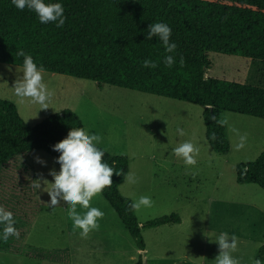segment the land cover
<instances>
[{
  "label": "rangeland",
  "instance_id": "1",
  "mask_svg": "<svg viewBox=\"0 0 264 264\" xmlns=\"http://www.w3.org/2000/svg\"><path fill=\"white\" fill-rule=\"evenodd\" d=\"M213 66L206 76L264 86V63L240 54L209 52ZM22 66L0 62V98L13 102L28 124L64 108L73 110L84 130L101 136L98 146L126 155L129 169L119 185L133 203L141 196L150 205L135 208L143 240L149 244L147 264H216L215 234L228 232L237 240L231 254L238 264H264L255 259L257 242L264 244V189L236 181V165L254 160L264 149V119L221 111L230 149L214 152L205 138L203 106L93 80L43 70L52 95L46 109L14 93ZM182 128L184 134H178ZM191 141L195 163L187 164L173 149ZM37 157L46 163H40ZM59 171L44 150L13 154L0 165V205L11 210L19 236L0 241V264H68L67 249L78 256L72 264H135L141 251L109 203L98 193L90 206L103 210L99 227L87 238L73 228L71 208L62 200L47 201L44 179ZM39 179L41 188L33 187ZM77 212L86 211L79 204ZM177 214L182 223L151 232L142 225L155 217ZM224 223L221 231L216 224ZM210 236V237H209ZM231 237H229V241ZM146 259V256H145Z\"/></svg>",
  "mask_w": 264,
  "mask_h": 264
},
{
  "label": "trees",
  "instance_id": "2",
  "mask_svg": "<svg viewBox=\"0 0 264 264\" xmlns=\"http://www.w3.org/2000/svg\"><path fill=\"white\" fill-rule=\"evenodd\" d=\"M62 3L66 20L57 27L55 22L42 24L28 8L20 10L11 0H0V62L23 66V57L17 55L23 49L43 65L44 71L201 105L205 138L216 153L227 154L230 149L221 111L264 119V86L206 76L213 66L208 55L211 51L240 54L264 63V0ZM157 21L172 28L170 39L177 45L174 53H166L155 35L145 39L148 25ZM169 54L175 59L171 67L163 62ZM145 58L157 61V66L144 67ZM80 128L84 129L83 123L70 108L31 125L13 102L0 98V165L13 154L34 150H44L55 160L59 154L52 146ZM102 159L119 174L113 172L112 185L100 194L135 239L137 248L143 250L134 203L119 191L129 169L128 157L105 151ZM235 171L238 183H254L264 189V149L254 160L238 163ZM179 221L177 214L170 213L147 220L142 226ZM256 257L264 258V244ZM136 264H142L141 255Z\"/></svg>",
  "mask_w": 264,
  "mask_h": 264
},
{
  "label": "clouds",
  "instance_id": "3",
  "mask_svg": "<svg viewBox=\"0 0 264 264\" xmlns=\"http://www.w3.org/2000/svg\"><path fill=\"white\" fill-rule=\"evenodd\" d=\"M11 3L20 10L28 8L34 11L38 20L42 24L55 22L57 27L64 25L66 17L65 8L62 0H11ZM155 35L164 45L166 53H174L177 45L170 39L172 28L163 21H157L148 25L145 39L151 40ZM17 55L23 57L22 75L15 81L13 86L16 96L21 98H31L32 102L40 105L39 109H46L50 105L48 100L52 95L43 80V65H38L33 57L23 49L18 50ZM163 62L168 67L175 63L174 56L169 54L163 57ZM183 63V58L180 60ZM143 66L155 68L157 61L145 58ZM214 118V117H213ZM217 123H222L217 121ZM179 135H183V129L178 128ZM101 136L96 132H87L80 128L70 132L67 139L52 146L53 151L59 154L54 160L60 166V170L50 171L54 177L50 180L44 179V190L49 192L51 197L47 201L51 207L55 208L63 200L71 208L73 228L80 229L79 235L87 238L89 232L99 227L98 218L103 217L102 209L90 206L91 199L101 193L106 186H111L112 174L117 172L105 159H102L105 150L98 147ZM178 157H182L187 164H194L193 153L197 151L191 141H184L174 149ZM38 162L46 163L42 158L37 157ZM33 187L41 188L39 179H34ZM151 199L148 196H141L132 206L150 205ZM79 204L86 211L77 212L76 206ZM10 236H19L18 229L15 227L13 212L0 205V241H7ZM210 237V236H209ZM229 237L231 240L229 241ZM211 240L218 242L220 249L216 256V264H238V260L232 256L236 250L237 240L234 235L228 232H220L210 237Z\"/></svg>",
  "mask_w": 264,
  "mask_h": 264
},
{
  "label": "crops",
  "instance_id": "4",
  "mask_svg": "<svg viewBox=\"0 0 264 264\" xmlns=\"http://www.w3.org/2000/svg\"><path fill=\"white\" fill-rule=\"evenodd\" d=\"M180 218V217H179ZM180 223H182V219H180V221L179 222H176V223H174V222H171V223H166V224H163V225H158V226H155V227H147V229H152V230H150L151 232H158V231H162L165 227H167L168 225H177V224H180ZM224 223H218V224H216V226H218L219 225V227H216V230H218V231H221V227L220 226H222ZM142 228H143V226H142ZM144 241V249H143V253L145 254V256H146V260H148V253H149V244H148V242L146 241V240H143ZM260 245H263L261 242H257V243H255V247L256 246H260ZM258 247H256V248H258ZM138 249V248H137ZM138 250H140V249H138ZM76 257L78 258V256H76L75 254L73 255L71 252H69V250L67 249V253H66V257H63V261L64 262H66V263H68V264H72V262L74 263V259H76ZM255 259L257 260V261H261V263H262V261L264 262V258H262V259H257V257L255 256ZM138 260V259H137ZM137 262V261H136ZM136 264V263H135ZM149 264V263H148ZM187 264H189L188 262H187Z\"/></svg>",
  "mask_w": 264,
  "mask_h": 264
},
{
  "label": "water",
  "instance_id": "5",
  "mask_svg": "<svg viewBox=\"0 0 264 264\" xmlns=\"http://www.w3.org/2000/svg\"><path fill=\"white\" fill-rule=\"evenodd\" d=\"M140 255H141L142 264H147L146 259H145V254L141 251Z\"/></svg>",
  "mask_w": 264,
  "mask_h": 264
}]
</instances>
